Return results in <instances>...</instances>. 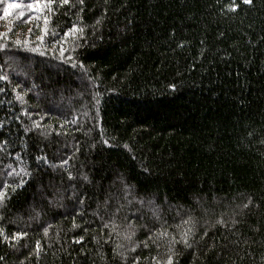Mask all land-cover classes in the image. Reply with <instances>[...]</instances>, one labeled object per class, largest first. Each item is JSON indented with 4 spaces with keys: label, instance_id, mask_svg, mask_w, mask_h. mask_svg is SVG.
<instances>
[{
    "label": "trees",
    "instance_id": "trees-1",
    "mask_svg": "<svg viewBox=\"0 0 264 264\" xmlns=\"http://www.w3.org/2000/svg\"><path fill=\"white\" fill-rule=\"evenodd\" d=\"M232 2L0 0V264H164L165 223L173 264H264V0Z\"/></svg>",
    "mask_w": 264,
    "mask_h": 264
},
{
    "label": "snow or ice",
    "instance_id": "snow-or-ice-1",
    "mask_svg": "<svg viewBox=\"0 0 264 264\" xmlns=\"http://www.w3.org/2000/svg\"><path fill=\"white\" fill-rule=\"evenodd\" d=\"M59 4L61 6L63 5H68L70 3V0H58ZM56 3V0H37V3L36 4H29L27 5V7L33 11H36V12H40V13H43L45 11H48V12H52L54 11V9L51 7L52 4ZM79 3H83V0H79ZM242 3L243 4H247V5H251L253 3V0H242ZM21 5L19 4H12V3H9L7 7H5L3 9V12H4V15L5 16H8L9 15V10L10 9H16V8H20ZM238 5L235 3V0H233V2L229 5V11H236ZM21 16L24 15L23 12L20 13ZM40 17L38 16L37 19H39ZM43 20H44V23L45 25H47L48 23V16L47 15H44L43 16ZM99 22V21H98ZM32 30L29 29V32H31ZM42 31H45L46 32V29H42ZM79 33L80 36H83V33H84V30L83 28H78L76 25H73L72 28L69 30V32H65L64 35L65 36H68L70 34L72 35H75V33ZM0 36H5L6 38V35L4 32H0ZM39 40H41V42H43V36L41 37H38ZM17 44L20 43V41H16ZM24 43H27V41H24ZM3 45H0V48H2ZM32 51H36L37 49L33 48L31 49ZM63 49H61V55H63ZM8 77L5 76V75H0V80H7ZM0 91H3V89H0ZM17 100H21V97L18 95L16 97ZM35 127H39V125H35ZM27 130V129H26ZM43 135V133H42ZM105 143H107V141H105ZM261 143H264V141H261ZM2 150V149H0ZM37 159L39 160H45L46 161V157H38ZM68 163V160L67 159H61L60 161V164L57 166L59 168H64L65 165H67ZM66 170V169H65ZM21 173L23 175H28L29 173L27 172V170H21ZM13 174H17L19 175L20 173H16L15 170L11 171L8 173V175H13ZM68 175V179L71 181L73 179V176H72V173L70 171H68L67 173ZM84 180H87V176H84L83 177ZM23 184V179H21V181L18 183V184H8V183H5L3 186H0V208H2L8 197H9V193H14L16 191V189L18 187H20L21 185ZM81 203H83V200L80 201ZM250 202V201H249ZM141 203V206L143 207L145 202L143 200L140 201ZM149 206H151V201H148L147 202ZM245 208L248 207V204H245L244 205ZM119 210V209H118ZM149 210L152 212V215L153 217H156L157 219H159V208L158 207H149ZM190 223V220H184L182 221V225H187ZM225 222L222 221V220H218L217 221V224H224ZM180 224L178 225H175L174 227L176 229H181V226ZM74 227H78V225H73ZM109 226H111V231L108 233V236L109 238H111L113 236V234L115 235H121V233L118 231L119 229V225H117L113 220H110L108 223H105L103 224V228L106 229V228H109ZM129 228L131 229H134L135 226L132 225L131 223H129L128 225ZM169 227H172V226H167L166 223L165 224H162L161 225V228L158 229L157 231L155 232H152V231H149V235H148V238H147V241H141L140 243L143 244V246L145 248H148L149 247V241L154 244L157 248L160 247V243L159 241L161 240H167L168 241V244H169V247L167 249L168 251V255H167V259L164 261V264H173V257L176 255V253L174 252L173 250V246L177 243H182L185 247H190L191 245L188 243V236L191 234V229L189 228L187 231H180L179 232V240H177V238L175 236H172L171 233L169 232ZM103 230V229H102ZM44 233L45 235H47L48 233V229L45 228L44 230ZM207 233H205L206 235ZM27 233H24V232H17L15 234H13L11 237H8V236H5L4 234V231L3 229H0V239H3V240H8V239H11V240H18L24 236H26ZM135 235V232L134 231H129L125 234H123V238L125 240H132V237ZM84 237L81 236L79 239H77L75 241V243H81V241H83ZM94 240H96V237H93ZM104 243H108V240H104ZM139 245L138 244H133L132 245V248L131 250L132 251H135L136 250V247H138ZM123 247V245L121 244H116V246L113 248V252L115 253V255H121L119 252H117V249ZM37 254L39 253V250H40V245H39V242L37 241ZM101 259H103V256L101 255L100 256ZM3 257H0V260H2ZM113 259H115V256L113 257ZM154 261H156V264H161V261L158 260L156 257H153L152 258ZM138 260H139V257L137 258H134L133 259V264H138Z\"/></svg>",
    "mask_w": 264,
    "mask_h": 264
}]
</instances>
